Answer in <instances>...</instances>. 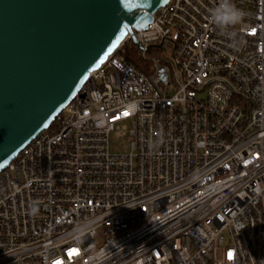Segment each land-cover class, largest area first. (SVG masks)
I'll list each match as a JSON object with an SVG mask.
<instances>
[{
	"label": "built area",
	"instance_id": "2783aa9c",
	"mask_svg": "<svg viewBox=\"0 0 264 264\" xmlns=\"http://www.w3.org/2000/svg\"><path fill=\"white\" fill-rule=\"evenodd\" d=\"M231 2L170 0L151 68L122 46L0 172V264H264V0Z\"/></svg>",
	"mask_w": 264,
	"mask_h": 264
},
{
	"label": "water",
	"instance_id": "95a60500",
	"mask_svg": "<svg viewBox=\"0 0 264 264\" xmlns=\"http://www.w3.org/2000/svg\"><path fill=\"white\" fill-rule=\"evenodd\" d=\"M169 1L0 0V172Z\"/></svg>",
	"mask_w": 264,
	"mask_h": 264
},
{
	"label": "clouds",
	"instance_id": "9594fccd",
	"mask_svg": "<svg viewBox=\"0 0 264 264\" xmlns=\"http://www.w3.org/2000/svg\"><path fill=\"white\" fill-rule=\"evenodd\" d=\"M243 15L242 10L236 8L231 0H221L220 5L211 13L214 23L221 28L238 23Z\"/></svg>",
	"mask_w": 264,
	"mask_h": 264
},
{
	"label": "trees",
	"instance_id": "16d2710c",
	"mask_svg": "<svg viewBox=\"0 0 264 264\" xmlns=\"http://www.w3.org/2000/svg\"><path fill=\"white\" fill-rule=\"evenodd\" d=\"M140 52H141L140 48L136 44L125 42L121 54L124 55L132 64H134L140 70L148 71L151 68L152 62H150V60L148 59L144 60ZM163 53H164V48L160 46H156L155 48L150 50L148 55L150 57L160 56Z\"/></svg>",
	"mask_w": 264,
	"mask_h": 264
},
{
	"label": "rangeland",
	"instance_id": "374dc122",
	"mask_svg": "<svg viewBox=\"0 0 264 264\" xmlns=\"http://www.w3.org/2000/svg\"><path fill=\"white\" fill-rule=\"evenodd\" d=\"M124 140L122 138L116 137L115 134L111 135L110 139V149L113 153L126 152L127 148L124 146Z\"/></svg>",
	"mask_w": 264,
	"mask_h": 264
},
{
	"label": "snow or ice",
	"instance_id": "6c2138e0",
	"mask_svg": "<svg viewBox=\"0 0 264 264\" xmlns=\"http://www.w3.org/2000/svg\"><path fill=\"white\" fill-rule=\"evenodd\" d=\"M128 113H125V115H127Z\"/></svg>",
	"mask_w": 264,
	"mask_h": 264
}]
</instances>
